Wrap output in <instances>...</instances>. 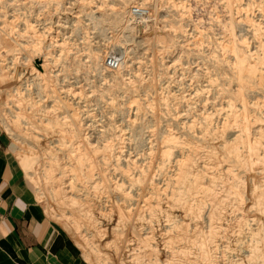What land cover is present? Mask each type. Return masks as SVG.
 Masks as SVG:
<instances>
[{
  "label": "rangeland",
  "instance_id": "rangeland-1",
  "mask_svg": "<svg viewBox=\"0 0 264 264\" xmlns=\"http://www.w3.org/2000/svg\"><path fill=\"white\" fill-rule=\"evenodd\" d=\"M0 127L84 264L264 263V0H0Z\"/></svg>",
  "mask_w": 264,
  "mask_h": 264
},
{
  "label": "crops",
  "instance_id": "crops-1",
  "mask_svg": "<svg viewBox=\"0 0 264 264\" xmlns=\"http://www.w3.org/2000/svg\"><path fill=\"white\" fill-rule=\"evenodd\" d=\"M0 264H84L38 199L1 127Z\"/></svg>",
  "mask_w": 264,
  "mask_h": 264
},
{
  "label": "bare ground",
  "instance_id": "bare-ground-1",
  "mask_svg": "<svg viewBox=\"0 0 264 264\" xmlns=\"http://www.w3.org/2000/svg\"><path fill=\"white\" fill-rule=\"evenodd\" d=\"M141 5H142V4H141ZM150 14H151V12H150ZM150 14H149V15H150ZM235 48H236V47H235ZM116 53H117V52H116ZM126 55H127V54H126ZM94 56H95V55H94ZM98 56H99V55H97V57H98ZM95 57H96V56H95ZM97 57L95 58V61H96V62H99V59H98ZM236 57H237V55H236ZM240 57H241V56H240ZM99 58H100V57H99ZM237 59H238V57H237ZM238 63H239V61H238ZM246 63H247V61H246ZM123 66L125 67V62H123V60H122V64H121V66H120L118 69H116V70H119L120 68H123ZM237 66H238V65H237ZM42 67H43V65H42ZM43 70H44V69H43ZM108 70H109V69H108ZM116 70H110V71H116ZM47 75H48V74H47ZM254 75H255L254 70L249 69V70H248V76H249V77H254ZM48 77H49V76H48ZM240 88H241V87H240ZM222 109H223V108H222ZM225 113H226V112H225ZM228 114H229V113H228ZM201 115H202V114H201ZM209 116H211V115H209ZM209 116L207 115L205 119H207ZM74 117H75V116H74ZM74 117H73V118H74ZM246 118H247V117H246ZM246 118H245V120H246ZM75 119H76V118H75ZM208 120H209V118H208ZM208 120H207V121H208ZM210 120H212V119L210 118ZM239 120H240V119H239ZM72 121H73V120H72ZM72 121H71V122H72ZM249 121H250V120H249ZM69 122H70V121H69ZM73 122H74V121H73ZM245 122H246V121H245ZM209 123H210V122H209ZM247 123H248V122H247ZM247 123H245V125H246ZM249 123H250V122H249ZM72 124H73V123H72ZM74 124H76V123H74ZM80 125H81V124H80ZM192 125H193V124H192ZM201 125L203 126V124H201ZM231 125H232V124H231ZM74 126H75V125H74ZM197 126H198V125H197ZM207 126L209 127V125H207ZM240 126H242V125H240ZM240 126H239V127H240ZM208 127H206V128L208 129ZM72 128H73V127H72ZM199 128H200V127H199ZM201 128H203V127H201ZM240 128H241V127H240ZM248 128H249V127H248ZM74 129H75V128H74ZM76 129H77V127H76ZM241 129H242V128H241ZM244 129H245V127H244ZM244 129H243V130H244ZM246 129H247V128H246ZM209 130H210V127H209ZM209 130H208V131H209ZM212 130H213V128H212ZM260 130H261V129H260ZM262 130H263V129H262ZM81 131H82V130H81ZM200 131H201V130H200ZM202 131H203V130H202ZM202 131H201V132H202ZM206 131H207V130H206ZM208 131H207V132H208ZM219 131H220V130H219ZM246 131H247V130H246ZM243 132H244V131H243ZM214 133H215V132H214ZM245 133H247V132H245ZM248 133H249V130H248ZM250 133H251V132H250ZM261 133H262V131H261ZM239 134H241V133H239ZM212 135H213V134H212ZM243 135H244V133H243ZM248 135H249V134H248ZM81 136H82V135H81ZM83 136H84V135H83ZM220 136H221V135H220ZM237 136H238V134H237ZM239 136H240V135H239ZM246 136H247V134H246ZM68 137H70V136H68ZM209 137H210V136H209ZM235 137H236V136H235ZM244 138H245V137H244ZM244 138H243V139H244ZM247 138H248V137H247ZM251 138H254V137L251 136ZM237 139H239V141H241V140H240V137H239V138L237 137ZM258 139H259V138H258ZM80 140H81V139H80ZM173 140H174V139H173ZM235 140H236V139H235ZM254 140H255V139H254ZM254 140H253V141H254ZM262 140H263V139H262ZM245 141H246V140H244L243 143H247V144H246V147L248 148V151H247V153L245 152V155H243L244 153H243V154L241 153L243 157L239 158L240 161H242V163H245V164H249V165H250V164L256 162L255 160L260 159L261 161L258 160V164L263 165L262 163H264V158H262L261 152H259V150H258V148H257L258 145L261 143V141H258V140H257V141L255 140L254 142H250L251 140H248V141H246V142H245ZM80 142H81V141H80ZM236 142H238V140H237ZM226 143H227V142H226ZM228 143H229V142H228ZM238 143H239V142H238ZM240 143H241V142H240ZM262 143H264V142H262ZM232 144H233V143H232ZM235 144H236V143H235ZM223 145H224V148H226L225 146H227V145H225V144H223ZM244 145H245V144H244ZM260 145H262V144H260ZM72 146H73V145H72ZM232 146L235 147V145H231V148H232ZM107 147H108V146H107ZM236 147H237V146H236ZM244 147H245V146H244ZM246 147H245V148H246ZM86 148H87V147H86ZM227 148H228V146H227ZM227 148H226V150H227ZM229 148H230V143H229ZM237 148H238V147H237ZM260 148H261V147H260ZM73 150H74V149H73ZM85 150H86V149H85ZM87 150H88V149H87ZM221 150H222V149H221ZM229 150H230V149H229ZM229 150H228V151H229ZM246 150H247V149H246ZM231 151H233V148H232ZM234 151H237V150H234ZM73 152H74V151H73ZM87 152H88V151H87ZM195 152H196V151H195ZM85 153H86V152H85ZM88 153H89V152H88ZM164 153H166V152H164ZM229 153H230V151H229ZM231 153H232V152H231ZM237 153H238V152H237ZM81 154H82V153H81ZM238 154H239V153H238ZM238 154H237V155H238ZM241 154H240L239 156H241ZM87 155H88V154H87ZM166 155H167V154H166ZM188 155H189V154H188ZM229 155H230V154H229ZM235 155H236V154H235ZM88 156L90 157L91 155H88ZM260 156H261V157H260ZM75 157H76V156H75ZM168 157H169V156H168ZM192 157H193V156H192ZM72 158H73V157H72ZM190 158H191V157H190ZM76 159H77V164L80 163V164L82 165V164L84 163V162H83L84 160H83V158H82V155H78ZM88 159H89V158H88ZM90 159H91V158H90ZM90 159H89V160H90ZM215 159H216V158H215ZM241 159H242V160H241ZM57 160L59 161V159H57ZM89 160H88V161H89ZM91 160H92V159H91ZM91 160H90V162H91ZM179 160H180V159H179ZM85 161H86V160H85ZM259 161H260V163H259ZM51 162H52V161H51ZM90 162H89V163H90ZM93 162H94V161H93ZM93 162H91V163H93ZM189 162H190V161H189ZM215 162H216V161H215ZM261 162H262V163H261ZM74 163H75V162H74ZM89 163H88V165H89ZM186 163H187V162H186ZM256 163H257V162H256ZM54 164H55V165H53L54 168H53V174H52V176L55 177V175L57 174L56 172L58 171V169L60 170V171H59V175L61 174V176H59V182L57 181L58 184H57V182L55 181L56 178L54 179V183H55L56 190H57V187H61V185L64 184V183L66 182V181H65V172H66V170H65V172H64V169H62V168L60 169V168H59V167H61V164H60V163H59L60 166H59V164H56L55 162H54ZM178 164H179V161H178ZM180 164H181V162H180ZM187 164H188V163H187ZM254 164H255V163H254ZM182 165H183V163H182ZM182 165H181V171H180L181 173H183V168L186 169V168L183 167ZM53 166H52V167H53ZM91 166H92V165H91ZM94 166H96V165H94ZM158 166H159V165H158ZM198 166H199V165H198ZM245 166H246V165H245ZM80 167H82V166H80ZM88 167H89V166H88ZM179 167H180V166H179ZM179 167H178V169H179ZM187 167H188V166H187ZM247 167H250V169H251V168L253 167V164H252L251 166H247ZM261 167H263V166H261ZM76 168L78 169V167H74V169H76ZM93 168H94V167H93ZM93 168H92V170H94ZM188 168H189V167H188ZM263 168H264V167H263ZM66 169H67V168H66ZM191 169H192V168H191ZM206 169H207V168H206ZM208 169H209V168H208ZM223 169H224V168H223ZM230 169H231V168H230ZM88 170H89V169H88ZM220 170H221V169H220ZM232 170H233V169H232ZM232 170H230V171H232ZM245 170H248V169L246 168ZM51 171H52V170H51ZM99 171H100V170H99ZM152 171H153V170H152ZM200 171H201V170H200ZM211 171H212V170H211ZM222 171H223V170H222ZM227 171H228V167H227ZM260 171H261V170H260ZM77 172H78V171H77ZM87 172H88V171H87ZM91 172H92V171H91ZM191 172H192V171H191ZM78 173H79V172H78ZM124 173H125V172H124ZM176 173H177V172H176ZM204 173H205V172H204ZM228 173H231V172H227L226 175H228ZM86 174H87V173H86ZM88 174H89V172H88ZM103 174H104V173H103ZM199 174H200V173H199ZM206 174H207V173H206ZM231 174H233V173H231ZM79 175H80V174H79ZM79 175H78V176H79ZM91 175H93V174L91 173ZM142 175H143V174H142ZM202 175H203V174H202ZM215 175H216V174H215ZM191 176H192V175H191ZM199 176H200V175H199ZM206 176H207V175H206ZM230 176H231V175H230ZM56 177H57V176H56ZM92 177H93V176H92ZM92 177H91V178H92ZM177 177H178V175H177ZM201 177H202V176H201ZM81 178H82V177H81ZM134 178H135V177H134ZM144 178H145V177H144ZM182 178H183V177H182ZM208 178H210V177H208ZM212 178H213V177H212ZM224 178H225V177H224ZM226 178H227V177H226ZM89 179H90V178H89ZM89 179H88V180H89ZM139 179H140V178H139ZM171 179H172V178H171ZM188 179H189V178H188ZM231 179H232V178H231ZM141 180H142V179H141ZM174 180H175V182H174L175 185L180 183V185H181V187H182V185L184 184V181H183V183H182L180 177H178V178H176V179H174ZM205 180H206V179H204V181H205ZM209 180H210V179H209ZM214 180H215V179H214ZM228 180H229V178H228ZM49 181H50V180H49ZM76 181H77V180H76ZM139 181H140V180H139ZM194 181H195V182H194V185H195V189H196L195 191H197V192L199 191V192H201V194L207 196V195H208V192H209V191H208L209 189H208V188L205 189V187H204L203 184L200 182V179L197 178V176H196V178L194 179ZM52 182H53V181H52ZM70 182H71V181H70ZM87 182H88V181H87ZM87 182H86V183H87ZM223 182H224V181H223ZM229 182H230V181H229ZM231 182H232V181H231ZM233 182H235V180H234ZM181 183H182V184H181ZM60 184H61V185H60ZM234 184H235V183H234ZM49 185H50V184H49ZM64 185H65V184H64ZM168 185H169V184H168ZM180 185H179V187H180ZM187 185H189V184H187ZM235 185H237V184H235ZM238 185H239V183H238ZM51 186H52V184H51ZM177 186H178V185H177ZM189 186H190V185H189ZM214 186H215V185H214ZM230 186H231V185H230ZM46 187H47V186H46ZM95 187H96V186H95ZM179 187H177V188H179ZM211 187H212V186H211ZM53 188H55V187H53ZM61 188H62V187H61ZM192 188H194V187H192ZM214 188H215V187H214ZM46 189H47V188H46ZM179 189H180V188H179ZM207 189H208V190H207ZM172 190H173V189H172ZM172 190H171V192H172ZM181 190H182V189H181ZM210 190H211V189H210ZM213 190H214V189H213ZM213 190H212V191H213ZM240 190H241V189H240ZM46 191H47V190H46ZM57 191H58V190H57ZM90 191H91V190H90ZM174 191H175V189H174ZM176 191H177V189H176ZM190 191H191V190H190ZM195 191H194V192H195ZM223 191H224V190H223ZM225 191H226V190H225ZM179 192H180V191H179ZM194 192H193V193H194ZM199 192H198V193H199ZM63 193H64V192H63ZM71 193H72V192H71ZM173 193H174V192H173ZM176 193H177V192H176ZM176 193H174V194H176ZM181 193H182V192H181ZM181 193H177V194H181ZM186 193H187V192H185V194H186ZM227 193H228V191H227ZM240 193H241V192H240ZM242 193H243V192H242ZM54 194H55V193H54ZM126 194H127V193H126ZM163 194H164V193H163ZM185 194H184V192H183V195H185ZM209 194H210V193H209ZM222 194H223V192H222ZM95 195H96V194H95ZM148 195H149V194H148ZM183 195L181 194V197H182ZM188 195H192V193L189 194V192H188ZM212 195H213V194H212ZM227 195H228V194H227ZM61 196H62V194H61ZM61 196H59V197H61ZM158 196H159V195H158ZM208 196H209V195H208ZM210 196H211V194H210ZM215 196H216V194H215ZM215 196H214V198H215ZM92 197H93V196H92ZM195 197H196V196H195ZM56 198H57V196H56ZM65 198H66V197H65ZM72 198H73V197H72ZM211 198H212V197H211ZM229 198H230V197H229ZM69 199H70V198H69ZM74 199H75V198H74ZM75 200H76V199H75ZM198 200H199V199H198ZM181 201H182V200H181ZM181 201H180V202L177 201V202H179V206H180L181 214H184V215H183L184 217H185V215H187V214H188V216H189L190 213H187V214H186V207H185V205H184V203H185V202L187 203V201H184V202H181ZM192 201H193V200H192ZM214 201H215V200H214ZM214 201H212V202H214ZM261 201H262V200H261ZM62 202H64V201H62ZM75 202H76V201H75ZM190 202H191V201H190ZM65 203H66V202H65ZM67 203H68V202H67ZM78 203H79V202H78ZM194 203H195V202H194ZM197 203H198V202H197ZM257 203H261V202L259 201V202H257ZM58 204H59V203H58ZM177 204H178V203H177ZM192 204H193V203H192ZM192 204H191V205H192ZM202 204H204V203H202ZM202 204H201V206H203ZM213 204H214V203H213ZM62 205H63V204H62ZM193 205H194V204H193ZM193 205H192V206H193ZM195 205H196V204H195ZM195 205H194V206H195ZM257 205H258V204H257ZM142 206H143V205H142ZM188 206H190V205H188ZM61 207H62V206H61ZM69 207H70V206H69ZM75 207H76V206H75ZM85 207H86V206H85ZM197 207H198V206H197ZM76 208H77V207H76ZM193 208H194V207H193ZM195 208H196V207H195ZM201 208H202V207H201ZM84 209H85V208H84ZM84 209H83V210H84ZM86 209H87V208H86ZM104 209H105V208H104ZM140 209H141V208H140ZM142 209H143V208H142ZM199 209H200V208H199ZM199 209H198V210H199ZM258 209H259V206H258ZM63 210H64V209H63ZM78 210H79V208H78ZM81 210H82V209H81ZM83 210H82V211H83ZM84 211H88V210H84ZM188 211H189V210H188ZM141 212H142V211H141ZM257 212H258V211H257ZM261 212H262V210H261ZM61 213H62V212H61ZM79 213H80V212H79ZM79 213H78V214H79ZM179 213H180V212H179ZM262 213H263V212H262ZM58 214H59V213H58ZM83 214H84V212H83ZM197 214H198V213H197ZM81 215H82V214H81ZM81 215H80V216H81ZM150 215H151V214H150ZM63 216H65V215H63ZM73 216H74V214H73ZM80 216H79V217H80ZM87 216H88V215H87ZM87 216H86V218L88 219L90 215H89L88 217H87ZM192 216H193V215H192ZM68 217H69V216H68ZM150 217H151V216H150ZM186 217H187V216H186ZM91 218H92V217H91ZM189 218H190V217H188V219H189ZM62 219H63V218H62ZM73 219H74V218H73ZM75 219H76V218H75ZM78 219H80V218H78ZM81 219H82V218H81ZM83 219H84V218H83ZM89 219H90V218H89ZM188 219L185 218V220H188ZM70 220H71V219H70ZM91 220H92V219H91ZM73 221L75 222V220H73ZM84 221H85V220H84ZM86 221H87V220H86ZM189 221H190V220H189ZM82 222H83V221H82ZM92 222H93V221H92ZM185 222H186V221H184V222H182V223L180 224L181 227L184 228L185 225L188 224V223H185ZM85 223H86V222H85ZM87 223H88V221H87ZM87 223H86V224H87ZM89 223L92 224L90 221H89ZM141 223H142V222H141ZM198 223H199V222H198ZM209 223H210V222H209ZM90 224H89V227L91 226ZM120 224H121V223H120ZM211 224H212V223H211ZM252 224H253V223H252ZM87 225H88V224H87ZM73 226H74V225H73ZM79 226H80V225H79ZM84 226H86V225L84 224ZM258 226H259V225H258ZM87 227H88V226H87ZM87 227H86V228H87ZM103 227H104V226H103ZM124 227H125V226H124ZM213 227H214V226H213ZM74 228H75V227H74ZM80 228H81V231H80V232H82L81 234H83L84 228H82L81 226H80ZM91 228H92V227H91ZM186 228H187V226H186ZM257 228H258V227H257ZM257 228H256V229H257ZM105 229H106V228H105ZM86 230H87V229H86ZM88 230H89V229H88ZM257 231H259V230L257 229ZM77 234H78V233H77ZM79 234H80V233H79ZM87 234H88V233H87ZM252 234H253V233H252ZM254 234H255V235L257 234L256 237H258V233L255 232ZM254 234H253V237L255 236ZM172 235H173V234H172ZM262 235H263V234H262ZM82 236H83L84 238L86 237L87 242H88L89 237H88L86 234H83ZM118 236H119V235H118ZM204 236H205V234H204ZM209 237H210V236H209ZM97 239H98V238H97ZM145 239H147V238H145ZM250 239H251V238H250ZM253 239H254V238H253ZM93 240H94V239H93ZM116 240H117V239H116ZM142 240H143V239H142ZM200 240H201V239H200ZM200 240H198V241H200ZM89 241H90V240H89ZM108 241H109V240H108ZM108 241H107L106 243H104L105 245H103V246H106V247H107V245H108ZM112 241H113V240H112ZM112 241H111V243H112ZM140 241H141V240H140ZM145 241H146V240H145ZM87 242H85V243H87ZM103 242H104V241H103ZM193 242H196V241L194 240ZM254 242H255V240H254ZM142 243H143V242H142ZM146 243H147V242H146ZM177 243H178V242H177ZM256 243H257V242H256ZM88 244H89V245H93V244H94V241H90V242H88L86 245H88ZM250 244H251V243H250ZM252 244H254V243H252ZM99 245H100V244H99ZM99 245H97V246H99ZM184 245H185V244H184ZM259 245H260V244H259ZM94 246H95V245H94ZM173 246H174V245H173ZM92 247H93V246H92ZM249 247H250V245H249ZM256 247H257V246H256ZM256 247H255V248H256ZM263 247H264V246H263ZM89 248H90V246H89ZM96 248H97V247H96ZM96 248H95V249H96ZM149 249H150V247H149ZM185 249H186V248H185ZM259 249H260V248H259ZM263 249H264V248H263ZM96 250H97V249H96ZM200 250H201V249H200ZM202 250H203V249H202ZM93 252H94V251H93ZM98 252H99V253H97V259H98V262H99L100 264H107L106 262H108V260H107V259H106L107 261L105 260V256H104V254H103V253H100V250H98ZM101 252H102V251H101ZM107 252H108V251H107ZM164 252H165V251H164ZM174 252H175V251H174ZM249 252H250V251H249ZM170 253H171V252H170ZM172 253H173V252H172ZM179 253H180V252H179ZM95 255H96V254H95ZM105 255H106V254H105ZM132 256H133V255H132ZM182 256H183V255H182ZM258 256H259V255H258ZM262 256H263V253H262ZM106 257H107V256H106ZM262 258H263V257H262ZM130 259L133 260V258H130ZM137 259H138V258H137ZM140 259H141V258H140ZM132 260H131V261H132ZM166 260H167V259H166ZM172 260H173V259H172ZM166 262H167V261H166ZM128 263H129V262H128ZM135 263H136V262H135ZM260 263H261V262H260ZM132 264H133V263H132ZM172 264H173V263H172ZM263 264H264V263H263Z\"/></svg>",
  "mask_w": 264,
  "mask_h": 264
},
{
  "label": "built area",
  "instance_id": "built-area-1",
  "mask_svg": "<svg viewBox=\"0 0 264 264\" xmlns=\"http://www.w3.org/2000/svg\"><path fill=\"white\" fill-rule=\"evenodd\" d=\"M150 7L144 6L138 3L132 4L130 7V11L128 14V18H130L133 22H141L149 17ZM123 56L118 53H112L105 58V67L109 70H116L122 64Z\"/></svg>",
  "mask_w": 264,
  "mask_h": 264
}]
</instances>
